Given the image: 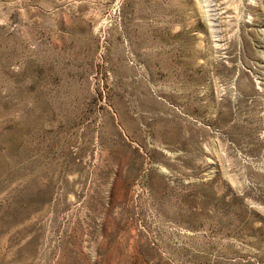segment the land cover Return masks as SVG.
<instances>
[{
	"label": "rangeland",
	"instance_id": "1",
	"mask_svg": "<svg viewBox=\"0 0 264 264\" xmlns=\"http://www.w3.org/2000/svg\"><path fill=\"white\" fill-rule=\"evenodd\" d=\"M0 264H264V0H0Z\"/></svg>",
	"mask_w": 264,
	"mask_h": 264
}]
</instances>
